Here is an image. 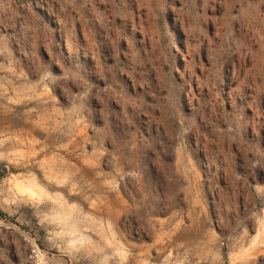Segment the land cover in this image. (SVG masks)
<instances>
[{"label":"rangeland","instance_id":"obj_1","mask_svg":"<svg viewBox=\"0 0 264 264\" xmlns=\"http://www.w3.org/2000/svg\"><path fill=\"white\" fill-rule=\"evenodd\" d=\"M0 162V264H264V0H0Z\"/></svg>","mask_w":264,"mask_h":264},{"label":"built area","instance_id":"obj_2","mask_svg":"<svg viewBox=\"0 0 264 264\" xmlns=\"http://www.w3.org/2000/svg\"><path fill=\"white\" fill-rule=\"evenodd\" d=\"M29 260L30 264H56L51 255L37 244L32 246Z\"/></svg>","mask_w":264,"mask_h":264},{"label":"trees","instance_id":"obj_3","mask_svg":"<svg viewBox=\"0 0 264 264\" xmlns=\"http://www.w3.org/2000/svg\"><path fill=\"white\" fill-rule=\"evenodd\" d=\"M11 173L12 170L9 169V167L6 164L0 162V182L6 177H8ZM0 218L2 219L8 218V215L4 213L1 209H0Z\"/></svg>","mask_w":264,"mask_h":264},{"label":"bare ground","instance_id":"obj_4","mask_svg":"<svg viewBox=\"0 0 264 264\" xmlns=\"http://www.w3.org/2000/svg\"><path fill=\"white\" fill-rule=\"evenodd\" d=\"M256 241V240H255ZM257 242V241H256ZM257 243H259V242H257Z\"/></svg>","mask_w":264,"mask_h":264}]
</instances>
